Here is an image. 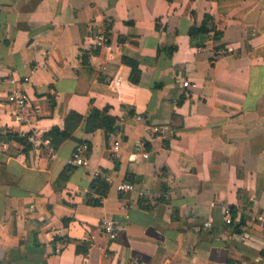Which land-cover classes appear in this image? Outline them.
I'll use <instances>...</instances> for the list:
<instances>
[{
    "label": "crops",
    "instance_id": "crops-1",
    "mask_svg": "<svg viewBox=\"0 0 264 264\" xmlns=\"http://www.w3.org/2000/svg\"><path fill=\"white\" fill-rule=\"evenodd\" d=\"M206 14L220 36L190 33ZM20 86L43 136L71 110L116 129L54 158L0 137V264H264V0H0V135L29 129Z\"/></svg>",
    "mask_w": 264,
    "mask_h": 264
},
{
    "label": "built area",
    "instance_id": "built-area-1",
    "mask_svg": "<svg viewBox=\"0 0 264 264\" xmlns=\"http://www.w3.org/2000/svg\"><path fill=\"white\" fill-rule=\"evenodd\" d=\"M109 37L106 34L99 35L95 40V45H102L108 41ZM228 49V48H227ZM231 50V47H229ZM220 53L225 52L224 49L219 50ZM27 77L25 78V80ZM13 82H18L15 79H12ZM191 82L189 80L183 81V86L189 87ZM8 103L15 108L12 110V116L14 120L22 126L24 129L22 135L27 136L28 142L31 144V150L37 151L44 149L48 152L51 158L55 157L56 146H54L50 137L43 136L36 132L35 130V121H36V109L34 106L28 103L29 97L26 91H24L21 86L15 89H12L8 94ZM88 146L86 144H78L74 149L72 157L69 160V164L73 166H88V159L86 156V150ZM147 154L144 153V156ZM94 178H103L108 184L113 182V179L109 175H105L101 170H96L93 173ZM134 188L132 182H122L118 185L119 190L128 191ZM226 221L231 223L233 221V216L230 209L226 210ZM117 221L113 219H103L102 227L110 234V237L115 238L117 235ZM212 222L206 220L203 222L204 227H210Z\"/></svg>",
    "mask_w": 264,
    "mask_h": 264
},
{
    "label": "trees",
    "instance_id": "trees-1",
    "mask_svg": "<svg viewBox=\"0 0 264 264\" xmlns=\"http://www.w3.org/2000/svg\"><path fill=\"white\" fill-rule=\"evenodd\" d=\"M214 31L215 36H220V32H218L214 26V17L211 14H206L202 23L198 26H193L190 29V33H200V32H210ZM84 58H87L84 55ZM85 60V59H84ZM87 60V59H86ZM134 72L139 71L138 65L133 63ZM135 82L138 81V76L133 78ZM106 113L103 117H100L99 112H94L93 114L85 117L84 115L76 112L74 110L69 111L66 119L64 128H60L59 126H54L52 129L46 134L47 137H50L54 146L58 147L61 145L66 139L73 137L74 131L78 128L83 120L86 121V131H94L98 128H103L107 133L113 132L116 129L115 122L116 117L107 113V108L104 110ZM1 138H4L6 141L16 140L24 145V150L28 153L31 144L27 140V136L21 135L18 132H7L5 135H0ZM75 168L73 165H69L66 169L61 173L60 180H66L71 171ZM104 183L100 178L95 179L91 184V189L95 188H104Z\"/></svg>",
    "mask_w": 264,
    "mask_h": 264
}]
</instances>
